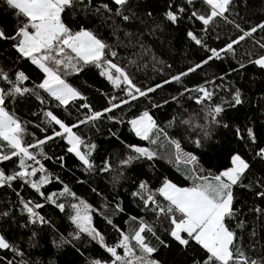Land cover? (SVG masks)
<instances>
[{"label":"snow or ice","instance_id":"6c2138e0","mask_svg":"<svg viewBox=\"0 0 264 264\" xmlns=\"http://www.w3.org/2000/svg\"><path fill=\"white\" fill-rule=\"evenodd\" d=\"M176 41L193 53L183 67L169 62ZM148 67L158 79L139 82ZM97 75L110 86L95 89L99 108L85 79ZM102 126L119 148L98 142ZM69 252L71 264H264L252 0H0V264Z\"/></svg>","mask_w":264,"mask_h":264},{"label":"trees","instance_id":"16d2710c","mask_svg":"<svg viewBox=\"0 0 264 264\" xmlns=\"http://www.w3.org/2000/svg\"><path fill=\"white\" fill-rule=\"evenodd\" d=\"M253 3V20H256L257 17L260 15H264V11H262V6H264V0H252ZM197 27H199L197 25ZM216 31L219 33L221 38H226L229 35H232V29L230 26L220 24ZM213 44L219 43L218 41L213 40ZM251 47L250 44L245 43L242 45V48H249ZM193 55V53L189 52L186 46H182L178 41L174 42V47L169 53V56L171 59L169 60L170 63L174 64V67H183L184 64V57L185 55ZM195 55H199L198 53ZM27 67V66H25ZM135 78L142 83H148L150 79H158V77L152 72L151 67L148 68H142L139 72H134ZM87 80L88 85L91 87L87 89V94L89 95L90 99L94 103V105L99 108L102 106L105 102L104 100L95 92L96 88H100L103 91H107L110 86L107 85V82L103 80V78L97 76H93L91 78H85ZM247 79H255L256 83L251 85L253 91L250 93V95L258 96L259 95V89L261 88V74L259 72H256L252 70L251 68L249 69L248 72V77ZM241 83H245V81H241ZM245 87H248V85L245 83ZM171 91V89H169ZM163 94V93H162ZM141 107H143L141 105ZM110 126V125H109ZM102 131L105 132L104 136H99L98 137V142H103V147L107 148L108 150H114L119 148V142L112 140L111 143H109L106 139V130L102 126ZM119 135L121 136L122 139H124L127 142H134L135 138L134 136L128 131L127 127H121ZM54 151L56 154H62L61 149L59 147H55ZM211 163L215 164L216 161L213 160ZM65 164L67 168H71L75 171L76 176H80L81 173L76 167L77 161L72 157L70 154L65 157ZM47 166L49 169L53 172H59L61 176L67 181L71 173H65L62 172L56 164H53L52 162H48ZM207 166V165H206ZM165 171V174L168 175H173L174 173L171 172L166 166L163 169ZM178 175V174H175ZM59 185L53 184L50 186V189L54 190L58 188ZM75 190L79 192V194L84 195L85 197L89 198L90 202L93 204H96V198L89 196L88 191L85 188H79V186H76ZM97 226L101 227L102 229L104 228L102 220L97 218L96 220ZM53 259H57L58 264H71V261L73 259L72 255L69 253L64 254L62 256H53ZM169 260L174 259L173 257H168ZM175 259H178L176 257Z\"/></svg>","mask_w":264,"mask_h":264}]
</instances>
